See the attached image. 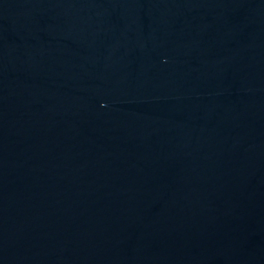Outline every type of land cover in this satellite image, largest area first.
<instances>
[{
	"label": "water",
	"instance_id": "95a60500",
	"mask_svg": "<svg viewBox=\"0 0 264 264\" xmlns=\"http://www.w3.org/2000/svg\"><path fill=\"white\" fill-rule=\"evenodd\" d=\"M0 264H264V0H0Z\"/></svg>",
	"mask_w": 264,
	"mask_h": 264
}]
</instances>
